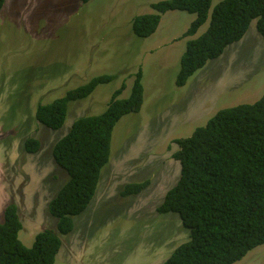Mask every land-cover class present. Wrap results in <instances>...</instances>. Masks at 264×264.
Instances as JSON below:
<instances>
[{"label":"rangeland","instance_id":"obj_1","mask_svg":"<svg viewBox=\"0 0 264 264\" xmlns=\"http://www.w3.org/2000/svg\"><path fill=\"white\" fill-rule=\"evenodd\" d=\"M158 1L6 0L0 10V223L5 207L17 204L19 238L27 247L40 231L57 227L48 205L68 175L53 159L55 143L76 119L105 111L101 105L109 97L103 95L111 96L122 83L121 98L127 97L136 72L143 71L141 111L115 126L110 164L102 169L95 199L76 217L75 230L61 237L55 264H162L190 235L178 214L157 212L179 180L175 140L190 137L217 111L254 103L264 94V37L257 20L240 41L178 87L187 42L205 32L210 20L195 36L183 37L196 15L168 11L153 35L137 37L133 18L155 13L151 5ZM104 73L119 77L84 102L71 103L61 128L33 120L39 103ZM28 136L42 140L37 154L24 152ZM144 181L150 184L139 194L122 195L126 184ZM234 264H264V244Z\"/></svg>","mask_w":264,"mask_h":264},{"label":"trees","instance_id":"obj_2","mask_svg":"<svg viewBox=\"0 0 264 264\" xmlns=\"http://www.w3.org/2000/svg\"><path fill=\"white\" fill-rule=\"evenodd\" d=\"M5 1L0 0V10ZM151 7L155 13L136 15L132 20V30L139 38L153 35L168 11L196 15L183 37L195 36L210 20L205 32L187 42L176 78L178 87L185 86L208 61L221 57L228 46L240 41L253 20H257V30L264 37V0H219L214 6L213 0H161ZM116 77L112 73L95 76L60 98L39 103L33 120L47 129L61 128L71 103L84 102L97 87L110 84ZM142 80L140 68L127 97L121 98L126 89L122 83L111 96L103 95L109 97L101 105L103 109L106 106L105 111L76 119L70 132L55 143L53 159L68 175L48 205L49 213L57 219L56 230L40 231L33 245L27 247L19 238L23 223L18 205L5 207L0 223V264H55L63 245L61 237L75 230L76 217L95 199L102 169L110 164L115 126L122 117L141 111ZM22 82L27 84L30 79L25 82L23 78ZM18 103L20 100L13 102L14 114ZM16 117L10 114V120ZM22 142L26 153L41 150L42 140L35 136ZM175 142L179 149L172 157L180 164L179 180L157 212L178 214L190 235L162 264H234L242 260L264 244V94L254 103L217 111L205 126ZM149 184L128 183L122 195H137Z\"/></svg>","mask_w":264,"mask_h":264}]
</instances>
